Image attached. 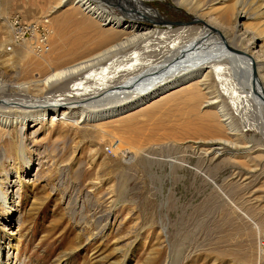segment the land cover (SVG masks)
Masks as SVG:
<instances>
[{
  "label": "rangeland",
  "instance_id": "1",
  "mask_svg": "<svg viewBox=\"0 0 264 264\" xmlns=\"http://www.w3.org/2000/svg\"><path fill=\"white\" fill-rule=\"evenodd\" d=\"M57 2L0 0V85L107 46L100 23L74 6L54 12ZM149 5L170 26L192 23L172 0ZM15 15L45 23L44 51L16 38ZM169 98L111 123L1 128L0 184L16 205L0 203V264H264V137L231 136L213 112Z\"/></svg>",
  "mask_w": 264,
  "mask_h": 264
},
{
  "label": "bare ground",
  "instance_id": "2",
  "mask_svg": "<svg viewBox=\"0 0 264 264\" xmlns=\"http://www.w3.org/2000/svg\"><path fill=\"white\" fill-rule=\"evenodd\" d=\"M154 1L58 0L54 12L74 6L100 23L107 46L70 56L27 82L0 85V143L6 126L19 136L25 126L48 119L111 123L168 97H185L191 111L213 112L231 136L256 130L264 137V0H172L190 14L186 27L170 26L151 10ZM44 37L41 51L48 46L45 34L39 39ZM9 144L29 168L22 142ZM9 186L0 184L4 209L16 205ZM10 235L7 247L16 251Z\"/></svg>",
  "mask_w": 264,
  "mask_h": 264
},
{
  "label": "built area",
  "instance_id": "3",
  "mask_svg": "<svg viewBox=\"0 0 264 264\" xmlns=\"http://www.w3.org/2000/svg\"><path fill=\"white\" fill-rule=\"evenodd\" d=\"M15 17L16 18H14L13 21H12L15 24V27H13V32L14 33L16 32V34L18 36L19 32L16 29L19 28V27H22V28H20V32L21 33L23 32V37H19L18 36L19 37L18 40L19 39H23V38L24 39H27L26 38L27 36H31V37L32 36H36V38H37L36 44L38 42H40L42 44L45 41L44 40L45 37L39 39V37L41 35L43 36L45 34V32H44V26H45L44 24L45 23H42V24L41 23H38L39 21H41V19L38 20V22L37 21H33V22H29L27 24H21V21H20V19H18V16L15 15ZM42 40H43V42H42ZM35 48H40V47L37 46V45H35ZM8 49H9V47L7 48V50Z\"/></svg>",
  "mask_w": 264,
  "mask_h": 264
}]
</instances>
